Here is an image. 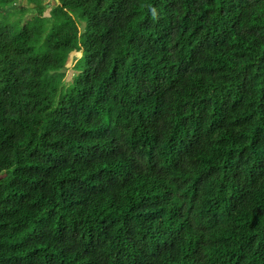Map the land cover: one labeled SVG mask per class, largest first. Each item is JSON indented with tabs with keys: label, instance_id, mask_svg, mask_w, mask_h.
Masks as SVG:
<instances>
[{
	"label": "trees",
	"instance_id": "1",
	"mask_svg": "<svg viewBox=\"0 0 264 264\" xmlns=\"http://www.w3.org/2000/svg\"><path fill=\"white\" fill-rule=\"evenodd\" d=\"M26 2L0 0V264H264V0Z\"/></svg>",
	"mask_w": 264,
	"mask_h": 264
},
{
	"label": "rangeland",
	"instance_id": "2",
	"mask_svg": "<svg viewBox=\"0 0 264 264\" xmlns=\"http://www.w3.org/2000/svg\"><path fill=\"white\" fill-rule=\"evenodd\" d=\"M18 1H20L22 4H24V5H26L27 4V2H26V0H18ZM57 2V0H45V3L46 4H48L49 6H47L46 7V9L44 10V15L45 16H47V17H49V14H50V4L52 5V4H54V3H56ZM31 7H33V4H29ZM33 14H35L34 12H30V13H27V15H26V17L25 18H27V17H30V16H32ZM50 20H52L53 21V19H50ZM79 29H80V31H82L83 30V23H79ZM77 56H79V54H77ZM67 72H68V74H67V78H66V80H68L70 77H71V70H69V68H67Z\"/></svg>",
	"mask_w": 264,
	"mask_h": 264
}]
</instances>
